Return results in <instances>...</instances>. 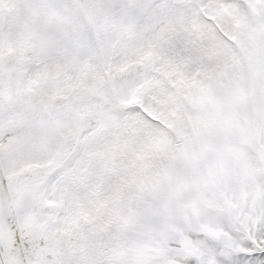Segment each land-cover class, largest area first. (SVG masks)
Instances as JSON below:
<instances>
[{"label":"snow or ice","instance_id":"obj_1","mask_svg":"<svg viewBox=\"0 0 264 264\" xmlns=\"http://www.w3.org/2000/svg\"><path fill=\"white\" fill-rule=\"evenodd\" d=\"M0 264H264V0H0Z\"/></svg>","mask_w":264,"mask_h":264}]
</instances>
